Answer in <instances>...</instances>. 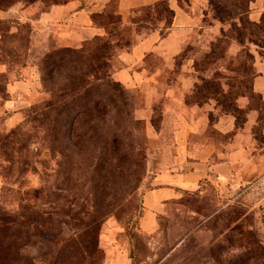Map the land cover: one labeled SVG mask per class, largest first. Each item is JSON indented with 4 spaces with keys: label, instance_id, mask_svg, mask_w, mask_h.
Returning a JSON list of instances; mask_svg holds the SVG:
<instances>
[{
    "label": "rangeland",
    "instance_id": "374dc122",
    "mask_svg": "<svg viewBox=\"0 0 264 264\" xmlns=\"http://www.w3.org/2000/svg\"><path fill=\"white\" fill-rule=\"evenodd\" d=\"M29 1L0 0V264H264V0L242 25L231 0H73L47 22ZM98 84L51 137L63 92ZM197 163L198 189L146 212L157 177Z\"/></svg>",
    "mask_w": 264,
    "mask_h": 264
},
{
    "label": "trees",
    "instance_id": "16d2710c",
    "mask_svg": "<svg viewBox=\"0 0 264 264\" xmlns=\"http://www.w3.org/2000/svg\"><path fill=\"white\" fill-rule=\"evenodd\" d=\"M52 2L46 6L45 8H43L41 10V13H45L47 12L52 6L55 5H64L68 2H71L73 0H51ZM255 0H231V2L227 3V22L230 21L231 16L230 14H233L235 16L234 19L238 20L240 22V24H244L246 22H251L253 20H251L248 17H244V13L250 11L249 8V4L252 2H254ZM39 3H43V0H30L29 2H27V4H29L30 6L33 5H38ZM2 4L0 2V9L2 8ZM232 7V8H229ZM263 16V15H262ZM262 16L260 18L259 21H255L254 23L259 26L262 23ZM261 22V23H259ZM260 28L263 29V26H260ZM1 32V30H0ZM243 45L244 43L241 42ZM251 43L257 44L256 42L251 41ZM260 48H264V43H260L257 44ZM71 52V54H70ZM77 56V58H82L79 59L81 61V63L83 64V66L85 68H89V62H88V57L85 59L83 57H81V53H79L78 51H74V50H69V55L73 56L75 55ZM80 54V55H79ZM89 75V74H88ZM256 77V74L253 76L252 80H251V84H250V92L252 94L255 93V91L253 90V81L254 78ZM116 83H112V86H115ZM106 85L105 84H98L96 86L95 91H88L85 89H81L80 87H71L68 88L66 91L63 92V101L61 103H59L58 105L55 106V108L53 109L55 111L56 114V118H61L59 119L57 122H54V124H52V130L50 132V136H56L57 135V128H58V124L59 122H63L65 120H70L71 122H74L78 117H81L82 115H86L88 113H90L91 111L95 110L96 107L98 106V104L103 101V99L106 97L107 95L108 97L110 96L106 91H105ZM112 88V87H111ZM105 91V93H104ZM239 98H247L249 99V95L247 94H240L238 95L236 98H234V106L239 109L240 107L237 105V100ZM115 101V100H114ZM232 116L236 117L235 114H232ZM124 139H122L119 135H115L113 134L110 137V140L108 141V145L111 146H115L118 143H123ZM110 142V143H109ZM103 145L107 144L106 140H102ZM106 146V145H105ZM104 151V148H103ZM14 213V212H11ZM5 215H9V213L6 210L0 209V246H5L7 245L11 239L12 236H4V232L6 230L11 229L10 227H8V225H16L13 222H7ZM11 223V224H10ZM4 236V237H3ZM8 238V239H7ZM259 245V243H258ZM235 258V257H234ZM231 259L229 263L234 264L235 260ZM249 262L247 264H254L256 260H258V258H256L255 260H253V258H249L248 259ZM252 261V262H251Z\"/></svg>",
    "mask_w": 264,
    "mask_h": 264
},
{
    "label": "crops",
    "instance_id": "0c3cea01",
    "mask_svg": "<svg viewBox=\"0 0 264 264\" xmlns=\"http://www.w3.org/2000/svg\"><path fill=\"white\" fill-rule=\"evenodd\" d=\"M89 2V5L98 6L99 3L98 0H87ZM259 3L258 1L255 2V5ZM74 4L73 1L68 2L64 5H55L50 8L49 11L45 12V15H43L40 22H47V21H53L57 20L60 17H63L65 13L67 12V9H69V5ZM83 11L88 10L89 6L85 5L82 6ZM81 16V15H80ZM93 30L94 28H88ZM164 43V41L161 42V44ZM259 74L254 78L253 81V90L259 94L262 95V98L264 100V70H259ZM235 153V152H234ZM197 168L192 170L188 180H184L183 178H179V176H176L178 174H169L170 177H172L170 181H163V179L168 178V175H161L155 179V187L148 190L144 195L143 205L145 207L146 212L155 213L160 211L164 204L166 202H169L171 200L178 199L181 195L182 191L188 190L193 191L199 188L200 181L207 177L208 171H212V167H209V164H204L206 166L205 172H201L200 163L196 164ZM222 165H225L227 167V163L225 164H218L216 167L213 166L214 171H218ZM172 173V172H170ZM205 173V174H202ZM219 173V171H218ZM226 179L227 175H220ZM191 178V179H190ZM190 180V181H189Z\"/></svg>",
    "mask_w": 264,
    "mask_h": 264
}]
</instances>
